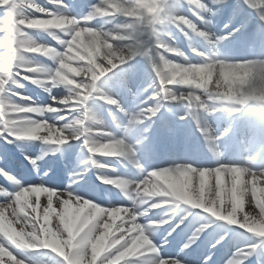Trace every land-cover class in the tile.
Returning <instances> with one entry per match:
<instances>
[{
	"label": "clouds",
	"instance_id": "clouds-1",
	"mask_svg": "<svg viewBox=\"0 0 264 264\" xmlns=\"http://www.w3.org/2000/svg\"><path fill=\"white\" fill-rule=\"evenodd\" d=\"M228 3L95 0L78 14L66 0H0L7 12L0 20V150L15 149L34 173L39 161L74 142L80 156L79 170L59 189L44 182L51 169L25 184L0 155V177L9 185L0 184V264H34L28 254L39 251L52 264H183L162 258L154 242L182 206L221 223L217 244L233 231L252 241L225 264L253 258L264 264V55L234 58L222 50L239 31L214 30L212 18ZM243 3L264 24V0ZM137 58L151 80L146 95L128 107L111 81ZM29 87L51 102H40ZM173 108L213 143L212 165L153 167L141 155L154 118ZM245 113L257 119L262 136L255 139L249 129L246 141L242 131L240 158L224 162L226 147L218 142ZM216 114L233 121L219 135L207 123ZM33 143L41 145L35 156L26 150ZM88 173L96 189L81 192ZM157 210L162 215L150 219ZM208 226L198 227L182 249Z\"/></svg>",
	"mask_w": 264,
	"mask_h": 264
},
{
	"label": "bare ground",
	"instance_id": "bare-ground-1",
	"mask_svg": "<svg viewBox=\"0 0 264 264\" xmlns=\"http://www.w3.org/2000/svg\"><path fill=\"white\" fill-rule=\"evenodd\" d=\"M73 1L77 5H81V8H77L75 6L72 7L73 12L78 13V14H83L85 11H87V8H88L89 4L95 2V0H73ZM82 2H84V3H82ZM242 3H243V1H242ZM239 6H241V0H229V3L222 8V10L217 14V16L212 18L213 19L214 30L217 32V34L224 35L225 32H227V33L230 32L229 31L230 28L246 25L245 29L243 31L240 29V31H238V34L234 35V37L238 36L239 34H240V36L247 35L248 40L252 43L253 41H251V39H250L249 31L251 29L256 28V29L260 30L264 34V24H262L260 22L256 11H254L253 9L250 8L249 14L245 15L244 10L241 9ZM185 11H187L186 8H185ZM3 15H4L3 10H0V16H3ZM36 15H39V14H36ZM250 15L252 16L253 19L251 18ZM227 17L230 18V21L228 22L227 27L223 28V22L224 21L226 22ZM241 22H244V23H241ZM261 24H262V26H261ZM2 35L3 34L0 33V36H2ZM174 35L180 41V43L183 45L184 43L182 42L179 33H174ZM234 37H232V38H234ZM245 42H246V40H245ZM52 43L54 44V42H52ZM225 53L228 54L229 56L234 57V58H244V57H248V56L264 55V53L263 54H258V52H255V51H250V52L237 51V52H234V53H227V52H225ZM28 91L33 96L37 97L39 99V101L42 102V103L51 102V101H49V97L47 96V94H44V93L39 94V90H37L35 88L29 87ZM122 99L125 101L124 98H122ZM192 122L194 123L193 120H192ZM207 123L209 125L213 124L212 121H210V119H207ZM194 126H195V123H194ZM74 143L78 144V142H74ZM186 158L187 159L176 160V162H172V163H162V164H159V165H152V166L153 167H162V166H167L169 164L180 163V162H192V163H194L196 165H204V166H210V165L213 164V159L195 158V157L194 158L186 157ZM239 158L240 157L231 158L230 156H228V157H224L223 159H224V162H232V161L238 160ZM88 177L89 176L87 175L86 178H88ZM38 182H40V178L36 177L34 179H30V181L25 183V184L38 183ZM44 182L50 187H55V188H59V189H63V188H65L68 185L66 182H61V181L55 182V183H50L48 180H44ZM0 199H2V198H0ZM42 202H43V198H42ZM113 202H115V203H126V201L118 200V199H114ZM177 211H178L177 213L172 214L171 222H176L174 220L177 217L176 214L178 215L182 211V209L181 210H177ZM162 212H163V210H157L149 218L150 219H155V218L158 219L160 217V215H162ZM188 212H190L191 214L188 215L187 218H185V219H187L186 220L187 223L185 224V227L191 228L192 230H194V232L198 228V226L202 225L201 222H207V223L213 222L211 217H208L207 214L202 213L200 210L188 209ZM211 225H209L203 231V232H205L206 230L208 231L207 237H209L210 239H211V236H209V233L214 232L216 230L217 226H218L217 224H214L215 228H212L209 231V229H210L209 227ZM164 227H166V228L169 227V224L165 225ZM220 227L223 228L221 226V224H220ZM220 233H221L220 229H218L217 232L215 233V237H213V239H217L218 240L219 237H220ZM232 233L234 234L236 232L233 231ZM158 238H159V236L156 235V237L154 238V242L155 243L157 242ZM241 240L242 239H237L231 234L230 237L225 239L223 242L217 244V247L219 249H221L222 255H226L225 261L228 260V258L232 256L233 252L236 250L237 247H239V246H241V245H243L245 243L252 242V241L244 239V240H242V241H244V243H240ZM221 246H223V247H221ZM43 255H45V254H43ZM160 255H161L162 258H166V257H169V256L175 257V258L181 260L183 262V264H205V263H201L199 261V259H197V258L185 256L183 254H178V253H175V252L170 253L168 250H160ZM43 261L47 262V264H52V259L50 257V254H46L44 256V258H43ZM251 261L253 262V264H255V258H253Z\"/></svg>",
	"mask_w": 264,
	"mask_h": 264
},
{
	"label": "rangeland",
	"instance_id": "rangeland-1",
	"mask_svg": "<svg viewBox=\"0 0 264 264\" xmlns=\"http://www.w3.org/2000/svg\"><path fill=\"white\" fill-rule=\"evenodd\" d=\"M142 93L143 92H140L139 94H136L134 97H133V99H137V98H140L141 97V95H142ZM143 95H144V93H143ZM47 253H45V255H46ZM28 255H30L31 256V258H32V256H34V255H32L31 253L30 254H28ZM45 255H43V257L45 256ZM41 257H42V255L40 254H38V258L37 259H33L32 258V260H35L34 261V264H40L39 262H37V261H40V259H41ZM37 260V261H36ZM41 262V261H40ZM43 264V263H42Z\"/></svg>",
	"mask_w": 264,
	"mask_h": 264
},
{
	"label": "snow or ice",
	"instance_id": "snow-or-ice-1",
	"mask_svg": "<svg viewBox=\"0 0 264 264\" xmlns=\"http://www.w3.org/2000/svg\"><path fill=\"white\" fill-rule=\"evenodd\" d=\"M21 2V0H17V3H20ZM0 10H3V12H4V15L3 16H0V20H3L6 16H7V12L4 10V8L3 7H0ZM167 259L168 258H172V256H169V257H166ZM165 258V259H166Z\"/></svg>",
	"mask_w": 264,
	"mask_h": 264
}]
</instances>
